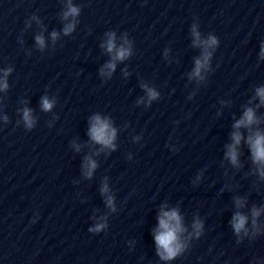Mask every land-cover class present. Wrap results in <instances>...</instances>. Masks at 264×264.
Returning a JSON list of instances; mask_svg holds the SVG:
<instances>
[{"label":"water","instance_id":"obj_1","mask_svg":"<svg viewBox=\"0 0 264 264\" xmlns=\"http://www.w3.org/2000/svg\"><path fill=\"white\" fill-rule=\"evenodd\" d=\"M71 2L80 14L65 35L68 0H0V81L12 69L0 88V264H264V178L248 129L239 164L226 158L246 108L264 131V0ZM194 26L202 41H219L202 79L193 75L204 52ZM109 33L132 53L110 77L101 75L113 58ZM143 85L159 94L150 103ZM96 115L117 130L115 149L89 136ZM173 209L184 248L163 260L154 234L161 211ZM237 212L247 234L232 227Z\"/></svg>","mask_w":264,"mask_h":264},{"label":"clouds","instance_id":"obj_2","mask_svg":"<svg viewBox=\"0 0 264 264\" xmlns=\"http://www.w3.org/2000/svg\"><path fill=\"white\" fill-rule=\"evenodd\" d=\"M80 9L73 5L71 0H68L67 10L64 12L63 16L65 20H69L72 18L70 23H67L63 29L65 35L71 34L76 26L75 18L79 16ZM58 33H52V39L55 41L58 38ZM109 39L106 44L103 45L106 47L109 53L113 54L112 60L107 63L104 69L101 70V75H108L109 77L116 69L117 61H124L127 59L131 53V47H125L121 45L117 47L115 42V33H109ZM193 35L196 37L195 43L197 46L201 44L204 46V52L201 59L196 60V68L194 70L193 75L195 77H200L201 79V70L205 69L209 65V61L212 57V52L208 49L214 48L218 45L219 41L215 35H210L207 40H201L199 31L196 30V27H193ZM37 44L43 48L45 46V40L43 36L36 37ZM125 44H128V41L125 40ZM261 58L264 59V49L261 51ZM12 69L9 68L4 72V80L0 81V88L6 90L8 88L7 84V76L11 73ZM145 88L149 103L158 97V93L149 88L147 85H143ZM256 96L260 99V104L264 105V87H260L256 89ZM141 102H143L141 100ZM55 101L50 100L47 96L42 98L41 107L44 111H51L54 107ZM260 105H257L259 107ZM23 120L26 126L31 129L34 126V118L32 115V110L29 108H24L23 110ZM7 119V118H5ZM261 121L258 119L256 115V111L252 107L246 108L243 113V116L234 124V128L236 131L232 133L233 143L227 145V153L226 158L231 161L233 165L239 164V151L238 146L241 144V141L244 139V136L240 129L246 128L249 131V135L247 136V144L252 152L253 162L259 166V174L262 178H264V131L254 129L253 126L259 124ZM117 130L112 127L110 120L101 118V116L96 115L93 117L89 136L92 141L95 143L110 149H115L114 141L116 139ZM86 172L85 175L88 178H91L93 172L97 168V162L93 160L91 157L87 158L86 163L84 165ZM102 193L107 194L109 189L107 184L101 189ZM106 202L110 208L114 211V199L111 196H107ZM238 207H243L244 202L237 198L236 200ZM260 209L253 208L252 216H253V226H256L255 218L260 215ZM248 222V217L241 212H237L231 221L232 227L234 228L237 235H239L242 231L247 234L246 224ZM106 227L105 224H97L95 228L90 229L93 232H99ZM193 228L196 230V235L199 236L203 224L201 221L197 220L193 224ZM186 231L182 224V217L180 216L178 210L173 209L171 211H161L159 216V227L155 230L154 238L157 245L158 255L163 260H172L178 254H180L184 248V245L180 242V234Z\"/></svg>","mask_w":264,"mask_h":264}]
</instances>
